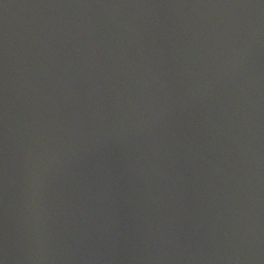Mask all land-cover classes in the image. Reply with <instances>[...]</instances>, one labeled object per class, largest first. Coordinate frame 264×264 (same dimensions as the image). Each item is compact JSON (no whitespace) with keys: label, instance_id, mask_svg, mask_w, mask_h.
<instances>
[{"label":"water","instance_id":"1","mask_svg":"<svg viewBox=\"0 0 264 264\" xmlns=\"http://www.w3.org/2000/svg\"><path fill=\"white\" fill-rule=\"evenodd\" d=\"M0 264H13V263L5 262V261H1V260H0Z\"/></svg>","mask_w":264,"mask_h":264}]
</instances>
